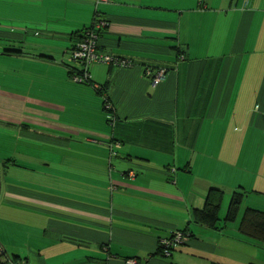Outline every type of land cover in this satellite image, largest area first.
<instances>
[{
	"label": "crops",
	"instance_id": "obj_1",
	"mask_svg": "<svg viewBox=\"0 0 264 264\" xmlns=\"http://www.w3.org/2000/svg\"><path fill=\"white\" fill-rule=\"evenodd\" d=\"M95 18L98 50L131 64L78 82ZM1 70L0 264H264L239 229L264 211V0H0ZM258 136L255 160L219 144ZM212 188L218 230L190 222Z\"/></svg>",
	"mask_w": 264,
	"mask_h": 264
},
{
	"label": "built area",
	"instance_id": "obj_2",
	"mask_svg": "<svg viewBox=\"0 0 264 264\" xmlns=\"http://www.w3.org/2000/svg\"><path fill=\"white\" fill-rule=\"evenodd\" d=\"M107 26L106 20H101L95 18L93 23L90 26V29L86 30L84 33V37L78 44L70 51L69 57L73 62H78L82 65V72L76 73L73 71V79L78 82L89 83L90 76L88 74L87 67L94 63H103V64H111V65H119V66H130V62L124 59H120L115 56H111L105 53H102L98 50V32L102 28ZM162 74V71L158 73V76L155 80H158ZM96 90L100 89V86L94 85ZM104 107L106 109H111V102L103 97ZM130 178L134 177V172L130 171L128 173ZM187 239V236L180 231L176 230L172 232V234L160 241L162 244V253L164 255H169L171 251L176 248L179 244L184 242ZM4 254L3 249L0 245V256ZM125 264H138L136 259L130 258L126 259ZM25 264V263H18Z\"/></svg>",
	"mask_w": 264,
	"mask_h": 264
},
{
	"label": "trees",
	"instance_id": "obj_3",
	"mask_svg": "<svg viewBox=\"0 0 264 264\" xmlns=\"http://www.w3.org/2000/svg\"><path fill=\"white\" fill-rule=\"evenodd\" d=\"M88 29H90V26L83 30V33L81 34V38L84 37V33ZM100 31L101 30H99L98 35L100 34ZM71 71H74V70L72 69ZM80 72H82V69L78 70V73ZM103 89L104 88L100 86V89L97 92L100 94H103L102 93ZM106 99H109V98L107 97ZM103 106H104V101H103ZM220 198H221V192L219 190L214 189V188L210 189L206 197L204 207L201 209L192 211L190 222L196 225L207 227L209 229L218 230L219 228L217 225L219 221L218 209H219ZM239 204H240V194L234 193L230 201V205L227 210L225 219H224L225 221L234 219L236 212L238 210ZM239 229L244 234H247L259 240H264V211L254 209V208H247L246 210H244V214L242 216ZM181 232L185 234L187 238H190L192 235L190 231L187 229L181 230ZM162 248L163 246L160 243L159 249H158L159 253L162 252Z\"/></svg>",
	"mask_w": 264,
	"mask_h": 264
},
{
	"label": "rangeland",
	"instance_id": "obj_4",
	"mask_svg": "<svg viewBox=\"0 0 264 264\" xmlns=\"http://www.w3.org/2000/svg\"><path fill=\"white\" fill-rule=\"evenodd\" d=\"M3 72H4V70H1V72H0V82H2V83H3V80L5 79V76H4ZM0 90L3 93H6L5 92L6 91V85L2 84V86H0ZM104 97H106V96H104ZM11 129L12 128L10 126H6L4 123L0 122V145H4L5 144L3 142V139L5 137V133L11 132ZM219 144H224V145H227V146H235L234 149H236L237 146H244V148L245 147L246 148H251L254 160L258 157V155L260 153V150H261V139H260V136H258L257 138H254L252 140H247L245 143L242 142V140H239V139H224V140L221 139V140H219ZM227 146H225V147H227ZM3 148H4V146H3ZM3 153H4V150L1 149L0 150V156H3L4 155ZM231 158H233V157L232 156H229L228 158L226 157L221 162H224V161H231L232 162L233 160ZM2 178H3V173H2Z\"/></svg>",
	"mask_w": 264,
	"mask_h": 264
}]
</instances>
